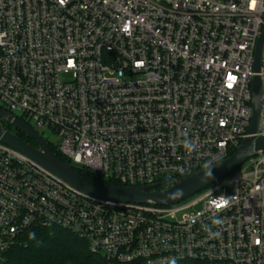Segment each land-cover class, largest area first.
I'll list each match as a JSON object with an SVG mask.
<instances>
[{
  "label": "built area",
  "instance_id": "built-area-1",
  "mask_svg": "<svg viewBox=\"0 0 264 264\" xmlns=\"http://www.w3.org/2000/svg\"><path fill=\"white\" fill-rule=\"evenodd\" d=\"M263 29L264 0H0V108L57 134L74 168L170 184L264 138ZM46 227L101 264H264V153L160 207L94 199L0 143V263Z\"/></svg>",
  "mask_w": 264,
  "mask_h": 264
},
{
  "label": "water",
  "instance_id": "water-1",
  "mask_svg": "<svg viewBox=\"0 0 264 264\" xmlns=\"http://www.w3.org/2000/svg\"><path fill=\"white\" fill-rule=\"evenodd\" d=\"M264 42V29L258 38L253 62V71L258 73L261 48ZM260 104V80L254 76L251 82V120L249 134L257 127ZM0 123L12 127L18 134L34 141L32 146L19 139L0 124V143L29 158L45 170L56 176L64 184L97 200L127 204H152L160 207L177 205L205 190L209 186L229 176L243 163L255 155L264 153V138H245L232 155L210 168L196 172L188 177L176 179L170 184H154L146 187H124L100 184L80 176L76 168L60 160L49 148L48 143L34 130L0 108ZM169 186L158 192L160 185Z\"/></svg>",
  "mask_w": 264,
  "mask_h": 264
},
{
  "label": "trees",
  "instance_id": "trees-1",
  "mask_svg": "<svg viewBox=\"0 0 264 264\" xmlns=\"http://www.w3.org/2000/svg\"><path fill=\"white\" fill-rule=\"evenodd\" d=\"M16 118L22 123H26L22 118ZM5 129L10 131L8 128ZM15 135L26 143L35 146V143L29 138L20 134ZM48 146L60 160L67 162L56 148H53L49 144ZM233 153H230V155ZM76 172L87 180L100 184L121 186L113 181L104 180L100 176L91 174L86 170L76 168ZM168 186V184L160 185L155 191L158 192ZM22 242L23 244L16 245L5 255L3 262L0 264H101L99 258L91 254L84 241L56 227L34 229L27 232L22 238ZM175 264L200 263L188 261L177 262Z\"/></svg>",
  "mask_w": 264,
  "mask_h": 264
},
{
  "label": "rangeland",
  "instance_id": "rangeland-1",
  "mask_svg": "<svg viewBox=\"0 0 264 264\" xmlns=\"http://www.w3.org/2000/svg\"><path fill=\"white\" fill-rule=\"evenodd\" d=\"M17 117L22 118L19 114H15ZM24 121L27 123V125L34 131H36V133H38L50 146H52L53 148H58L59 144H60V138L57 134H55L53 131L49 130V129H43L40 130L36 127L35 123L31 120H27L24 118ZM227 193H229V190H226ZM201 208V204H197L195 206H193L190 210H185L182 213L186 214V213H191L194 211H197Z\"/></svg>",
  "mask_w": 264,
  "mask_h": 264
},
{
  "label": "flooded vegetation",
  "instance_id": "flooded-vegetation-1",
  "mask_svg": "<svg viewBox=\"0 0 264 264\" xmlns=\"http://www.w3.org/2000/svg\"><path fill=\"white\" fill-rule=\"evenodd\" d=\"M2 126H4V128H8L10 130L11 133L13 134H18L12 127H10L9 125L5 124V123H0ZM29 127V126H28ZM30 128V127H29ZM31 140V139H30ZM33 143L34 141L31 140Z\"/></svg>",
  "mask_w": 264,
  "mask_h": 264
}]
</instances>
